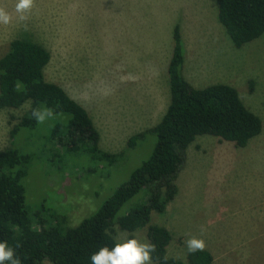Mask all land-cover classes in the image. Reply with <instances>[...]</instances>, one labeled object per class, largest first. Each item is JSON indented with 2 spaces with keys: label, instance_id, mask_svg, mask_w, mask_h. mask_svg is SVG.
<instances>
[{
  "label": "rangeland",
  "instance_id": "obj_1",
  "mask_svg": "<svg viewBox=\"0 0 264 264\" xmlns=\"http://www.w3.org/2000/svg\"><path fill=\"white\" fill-rule=\"evenodd\" d=\"M15 2L0 0L14 16ZM174 25L187 59L184 77L195 87H234L259 117L261 131L244 147L196 136L175 179L176 194L162 213L150 212L148 223L171 233L168 258L185 262V241L201 236L203 225L211 264H264V32L233 46L216 19V0H35L26 22L14 18L0 25V57L12 38L40 43L50 55L44 79L83 106L101 150L122 152L112 163L92 161L83 149L65 152L56 144L61 131L50 135L65 114L20 128L10 139L9 130L28 103L0 109V150L30 156L22 179L29 215L38 212L45 225L55 210L68 226L90 216L151 152L150 134L133 147H126V140L153 126L166 108ZM143 193L125 202L117 215L141 204ZM113 230L116 241L132 235L146 239L145 228Z\"/></svg>",
  "mask_w": 264,
  "mask_h": 264
},
{
  "label": "trees",
  "instance_id": "obj_2",
  "mask_svg": "<svg viewBox=\"0 0 264 264\" xmlns=\"http://www.w3.org/2000/svg\"><path fill=\"white\" fill-rule=\"evenodd\" d=\"M216 19L235 47L248 43L264 32V0H216ZM172 47L166 63L168 103L160 119L151 127L130 135L126 147H133L145 134L154 137L148 157L131 171L92 213L75 226H68L61 213L53 210L44 225L38 212L29 215L25 206L22 179L29 155L16 149L0 150V240L16 248L22 264H91L90 255L99 247H111L113 227L132 232L145 228V237L155 243L156 256L164 257L171 233L163 226L149 224L151 211L162 213L176 194L175 179L185 161L186 148L196 136L208 134L218 141L244 147L261 131L258 116L249 111L234 87L212 83L191 85L181 68L183 47L177 25L172 28ZM49 52L26 36L12 38L0 57V109H28L9 130L12 139L20 128H33L37 121L32 110L47 106L56 114H65L62 125H55L51 137L61 133L56 144L65 152L84 150L89 159L112 163L118 153L98 147L99 133L86 110L59 85L46 81L43 68ZM43 146L46 145L43 143ZM79 146V147H78ZM139 191L142 203L117 215L119 208ZM19 245V247H17ZM185 262L169 257L160 264H211L207 250L187 254Z\"/></svg>",
  "mask_w": 264,
  "mask_h": 264
},
{
  "label": "clouds",
  "instance_id": "obj_3",
  "mask_svg": "<svg viewBox=\"0 0 264 264\" xmlns=\"http://www.w3.org/2000/svg\"><path fill=\"white\" fill-rule=\"evenodd\" d=\"M35 7V0H16L14 13L0 4V25H9L15 18L18 22H26L32 9ZM27 28V24H24ZM54 110L47 106L33 109L32 116L38 123H44L47 119L53 118ZM201 236H189L185 241L187 254L201 252L206 247L203 233L206 228L202 225L200 228ZM19 247V245H17ZM155 243L147 239L141 240L136 236H126L117 240L111 247L103 245L93 252L89 259L91 264H160V261H167L168 257L156 256ZM0 264H22V259L16 254V248L10 246L7 240H0Z\"/></svg>",
  "mask_w": 264,
  "mask_h": 264
},
{
  "label": "crops",
  "instance_id": "obj_4",
  "mask_svg": "<svg viewBox=\"0 0 264 264\" xmlns=\"http://www.w3.org/2000/svg\"><path fill=\"white\" fill-rule=\"evenodd\" d=\"M186 57H185V54H184V50H183V63H182V68H181V71H182V73H183V76H184V70H185V66H186ZM185 78V77H184ZM185 80H187L186 78H185ZM188 81V80H187ZM189 83H190V81H188Z\"/></svg>",
  "mask_w": 264,
  "mask_h": 264
}]
</instances>
